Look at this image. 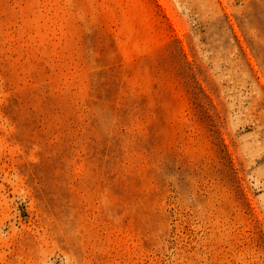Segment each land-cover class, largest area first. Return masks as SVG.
Instances as JSON below:
<instances>
[{
  "label": "rangeland",
  "instance_id": "374dc122",
  "mask_svg": "<svg viewBox=\"0 0 264 264\" xmlns=\"http://www.w3.org/2000/svg\"><path fill=\"white\" fill-rule=\"evenodd\" d=\"M0 264H264V0H0Z\"/></svg>",
  "mask_w": 264,
  "mask_h": 264
}]
</instances>
